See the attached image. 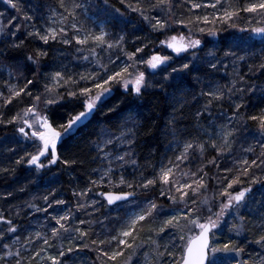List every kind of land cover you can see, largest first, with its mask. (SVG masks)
Instances as JSON below:
<instances>
[{
	"label": "snow or ice",
	"instance_id": "snow-or-ice-1",
	"mask_svg": "<svg viewBox=\"0 0 264 264\" xmlns=\"http://www.w3.org/2000/svg\"><path fill=\"white\" fill-rule=\"evenodd\" d=\"M0 3V56L39 42L23 61L0 64V130L17 145L0 151V179L75 171L84 159L61 145L102 118L87 142L96 167L71 202L56 189L33 195L24 225L10 200L28 185L0 192V264H85L83 253L91 264H264V192L255 198L264 189V0H49L42 24L25 0ZM225 24L241 35L222 55L202 56L203 37ZM53 45L60 56L45 69ZM150 90L170 101L169 139L159 160L141 163L139 113L108 101ZM186 108L195 109L187 122Z\"/></svg>",
	"mask_w": 264,
	"mask_h": 264
},
{
	"label": "trees",
	"instance_id": "trees-1",
	"mask_svg": "<svg viewBox=\"0 0 264 264\" xmlns=\"http://www.w3.org/2000/svg\"><path fill=\"white\" fill-rule=\"evenodd\" d=\"M49 3V0H25V4L28 7L30 13L35 12L37 23L42 24V16L46 15V6ZM0 6V11H5L6 6ZM10 14H15L11 9L8 10ZM247 16L248 14H244ZM135 20L136 17H133ZM237 26H244V21H238ZM252 26H256L253 24ZM218 35L215 37L204 36L203 39L206 42V46L201 53L205 55L209 51L216 52L218 55H222L221 50H226V46L231 41V34L235 33L236 35H241L236 32L235 29L229 28L226 24L221 27L217 25ZM138 35H143V33L137 32ZM21 37L23 33L20 34ZM247 35V33L243 34ZM38 41H30L27 43V46L22 50H9L5 56H0V64L11 63L13 59L23 61L24 58L38 46ZM256 47H260L257 43ZM60 48V45H53L52 50L49 51L48 58L43 62L45 69H50L54 65V60L60 56V53L56 49ZM241 54H243L241 52ZM7 57V58H5ZM231 71V69H229ZM29 78H32L31 73H27ZM223 76V73L217 74V78ZM4 79L7 78V73H4ZM156 79H160L159 76ZM221 82H223L221 80ZM259 84L260 81H257ZM121 100L124 102L120 104V111L127 112L129 108L133 109L135 112L139 113L140 122L143 124V127L140 129V138H139V148L138 151L142 157L141 163H144L143 157H148L150 153L154 154L156 160L160 159L161 154L165 151V144L167 143L169 137L163 135L165 124L170 118L172 108L170 107V101L165 98V94L162 90H157L153 93L151 90L149 94L146 95L143 99L134 100L132 98L121 97L119 93L113 95V97L108 101L109 106H113L119 103ZM254 103H258V100L254 97ZM225 108H227V103H225ZM195 111L194 108L185 109V122L191 119L192 113ZM53 119H59L62 116V111L60 109L53 110ZM102 118L98 115L86 128H83L78 135L73 137L71 140H68L67 143H64L60 147V152L67 156L69 152L77 153L82 159H84V164L77 165L75 171L71 173L64 172L62 170V165H57L52 168L50 172H45L43 177L38 180V182L33 183L35 179L34 173L29 172L26 169H20L16 175L8 176L3 179H0V192L8 190L11 191L15 188H19L23 185H28L29 191L27 193H18L15 199L10 200L11 204H19L21 206V218L20 222L24 225L29 223V218L23 216V211L27 209L24 207L25 203L29 200H32L33 195H42L46 194L50 189H56L61 198L67 199L69 202L72 200V191L77 186H84L89 180V172L91 168L96 167L95 164L90 165L88 161L89 156V147L88 140L95 139L94 133L97 131V123ZM115 120V116L112 117ZM250 131L255 133L256 129L253 126ZM12 131L11 129L4 131L0 130V151L6 150L8 147H17L15 143H11ZM249 142L252 141V136L247 137ZM29 151L32 149L29 148ZM261 192H264V189H261L259 186L256 188V199L259 200ZM34 203H41L40 200L33 201ZM8 205L4 204L3 201H0V208H7ZM17 209L13 208V214ZM33 225H36L35 221H32ZM38 227V226H37ZM228 228L225 226L222 230L217 232L216 239L219 242H225L229 237ZM233 238L237 240L241 246L246 247V253H253L258 251V248L254 244H246L244 236ZM248 239H252L251 235L248 236ZM94 254L92 253H83V259L85 264H91V259ZM79 264V263H77Z\"/></svg>",
	"mask_w": 264,
	"mask_h": 264
},
{
	"label": "rangeland",
	"instance_id": "rangeland-1",
	"mask_svg": "<svg viewBox=\"0 0 264 264\" xmlns=\"http://www.w3.org/2000/svg\"><path fill=\"white\" fill-rule=\"evenodd\" d=\"M1 5H2V7H3V4H2V3H0V6H1ZM2 7H1V8H2ZM86 254H87V253H86ZM77 263H79V262H77Z\"/></svg>",
	"mask_w": 264,
	"mask_h": 264
}]
</instances>
